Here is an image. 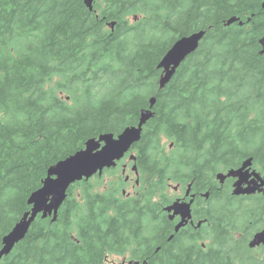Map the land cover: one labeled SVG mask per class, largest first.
I'll return each instance as SVG.
<instances>
[{
    "label": "trees",
    "instance_id": "1",
    "mask_svg": "<svg viewBox=\"0 0 264 264\" xmlns=\"http://www.w3.org/2000/svg\"><path fill=\"white\" fill-rule=\"evenodd\" d=\"M263 2L96 0L91 12L84 0H0V251L52 166L89 139L138 125L156 98L131 152L140 194H122L120 171L106 187L77 183L56 222L39 215L0 264H110L127 255L189 264L185 254L151 250L167 224L157 217L165 191L199 182L212 190L205 228L216 250L192 264H264V245L249 246L264 230V198L234 196L218 179L251 158L264 174ZM233 17L243 26H227ZM199 31H207L199 50L161 90L160 61Z\"/></svg>",
    "mask_w": 264,
    "mask_h": 264
},
{
    "label": "water",
    "instance_id": "2",
    "mask_svg": "<svg viewBox=\"0 0 264 264\" xmlns=\"http://www.w3.org/2000/svg\"><path fill=\"white\" fill-rule=\"evenodd\" d=\"M96 0H84L87 8L94 11ZM264 9V2L262 5ZM239 18L233 17L226 23L227 26L239 22ZM243 26V22H239ZM114 30L115 23L110 24ZM207 31L195 32L191 35L178 39L172 48L165 54L159 63L158 68L163 71L160 79V89H164L173 79L179 68L185 61L197 52L204 40ZM262 54L264 55V38L260 40ZM156 98L150 100V108L141 112L138 125L126 128L121 134H104L99 138L89 139L85 148L71 155L48 171V177L43 182L41 189L36 191L29 198L28 204L31 211L24 214L22 219L13 227L11 232L3 238V247L0 251V262L4 257L9 256L15 247L24 241L29 233L32 224L41 215L44 219L53 218L56 222L58 213L67 200L68 190L78 182L90 180L95 175L103 176L105 169L116 168L134 145L142 140L144 127L154 118L153 108ZM131 160H136L131 156ZM134 170H137L134 167ZM229 178L236 179L234 184V196H252L257 193L264 194V175L253 170V159L244 161L239 169L228 171L227 174L220 173L218 179L222 184ZM208 196V195H207ZM191 203L176 202L167 207L166 212L174 211L180 215L182 221L177 225L176 232L185 226L191 219ZM173 218V217H172ZM264 245V230L257 232L249 243L251 249ZM131 264H140L131 262ZM144 264H147L146 262Z\"/></svg>",
    "mask_w": 264,
    "mask_h": 264
},
{
    "label": "flooded vegetation",
    "instance_id": "3",
    "mask_svg": "<svg viewBox=\"0 0 264 264\" xmlns=\"http://www.w3.org/2000/svg\"><path fill=\"white\" fill-rule=\"evenodd\" d=\"M132 153L126 155V157L118 163V166L112 170H106L104 172V180L107 176L111 175L110 171H120L121 177L124 179L125 188L122 189V194L126 197H133L140 194L139 188L141 187L140 184V173L137 170V173L133 170L134 168V160L130 159ZM132 172L135 176V186H133L134 191L127 192L126 187L133 185V176L132 174L128 173V170ZM112 176V175H111ZM114 178V176H112ZM101 179L96 175L93 179ZM227 182H230L232 187L234 186L236 179L230 178L227 179L224 183V186ZM217 187L214 190V193H222L223 187ZM165 194L168 195V202L164 205L163 211L164 214L162 216L157 217H165L167 220L166 227L164 229V233L160 236L158 243L152 248V253L157 254L162 249H165L169 252L170 257L176 254H185L186 260L191 259L192 264L196 262L199 253H206L209 250H216V246L209 241L210 237V230L205 228L208 224V220L206 217H210L208 215V201L212 195V190L207 191L204 183L199 182L198 184H176L170 185L169 189L165 191ZM206 194H209L207 196ZM258 197H263L262 194H256ZM254 195V196H256ZM245 197V196H243ZM156 201V199H155ZM176 202L181 203H191V214L192 219L185 224L178 232H176L177 225L182 221L180 215H175L174 211L168 213L165 212V208L174 205ZM173 217V218H172ZM163 239V241L161 240ZM154 254V255H155ZM124 260L121 264H131V262L135 261L131 256L127 255L124 256ZM153 264H156L158 261H153ZM198 264H204L203 262H199Z\"/></svg>",
    "mask_w": 264,
    "mask_h": 264
},
{
    "label": "rangeland",
    "instance_id": "4",
    "mask_svg": "<svg viewBox=\"0 0 264 264\" xmlns=\"http://www.w3.org/2000/svg\"><path fill=\"white\" fill-rule=\"evenodd\" d=\"M128 173L132 174L130 169L128 170ZM132 176H133V185H131L129 187L128 186L126 187L127 192H131V193L134 191L133 186H135V176L133 174H132ZM111 180H113V177L111 175H109V176H107L105 178V181H104V183L106 184L105 187L110 184ZM91 181L96 184L97 183V178H95V179H93ZM77 191H78V189L75 190L76 193H77ZM123 258H124L123 256H111L109 263L110 264H121L122 261L124 260Z\"/></svg>",
    "mask_w": 264,
    "mask_h": 264
},
{
    "label": "bare ground",
    "instance_id": "5",
    "mask_svg": "<svg viewBox=\"0 0 264 264\" xmlns=\"http://www.w3.org/2000/svg\"><path fill=\"white\" fill-rule=\"evenodd\" d=\"M69 190H70V189H69ZM69 190H68V191H69Z\"/></svg>",
    "mask_w": 264,
    "mask_h": 264
}]
</instances>
